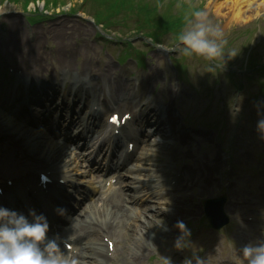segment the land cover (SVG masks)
Masks as SVG:
<instances>
[{"label":"rangeland","instance_id":"obj_1","mask_svg":"<svg viewBox=\"0 0 264 264\" xmlns=\"http://www.w3.org/2000/svg\"><path fill=\"white\" fill-rule=\"evenodd\" d=\"M233 1L236 0H0V64L3 70L12 67L13 70L22 68L27 71L32 67H40L44 52H37L35 46L45 50L51 49L53 55L47 58L56 59L58 56L61 62L68 58L69 63L56 67L55 83L59 84L66 76L65 72H74L76 68L79 70L77 74L83 76L86 85L96 83L94 79H98V83L91 87L95 98L73 106V111H78L79 107L84 106L87 108L84 114H87L90 105L96 103L100 106L101 117L105 119L116 108L132 110L135 107L136 115L133 114V120L127 124L126 132L138 130L140 123L145 125L141 128L145 127V131L150 134L152 130H149L146 122L153 121L155 114L171 108L180 129L186 127L204 132L203 137L193 141L191 145H185L186 159L179 163L182 167L189 168L186 164H191V161L197 159L206 163L210 153L216 152L219 155L221 167L215 170L214 174H209L210 179L207 182L210 185L206 184V176L202 177L205 179L206 194L199 197V200H189L187 203L193 214H197L186 226L190 232L187 246L179 249L175 246L182 234L176 227H171L172 232L169 231L167 236L157 240V247L162 248L153 250L140 264H182L185 258L192 259L194 254L207 264H223V260H230L233 254L229 241L233 239L234 228H230L227 234H208L200 221L202 203L222 193L227 196L225 208H228L233 195L244 196V203H251L249 193L253 192V198L258 200L259 187H264V133L257 128V122L264 119V99L255 98V102H252L251 98L256 97L255 90L251 91L253 95H250V99H245L243 95H237L231 90L226 94L217 92V95L225 96L222 106L214 98L206 99L198 85L200 81L207 80L210 86L217 87L222 78L224 82L227 81L225 73L235 71L241 82H248L246 78L250 75L251 83L257 86L256 90L260 93L264 91V0H237L238 10H227L225 6H230ZM249 1H253L254 6L260 3V7L254 9L253 14L249 13V16L242 18L241 14ZM29 11L46 14L47 19L32 23L29 20ZM194 11L205 13L206 20L219 26L223 37L230 36V41L226 42L224 48L232 55L237 53L230 58L225 55L223 66L218 73L201 57L189 58L180 55L178 44L173 43L172 36L164 35V32L176 31L184 26L182 33L192 19ZM111 17L115 26L113 32H107L105 27L96 25L103 19H112ZM92 18L96 21L95 24ZM60 25L61 33L58 36L47 35L49 27L56 29ZM138 29L157 33L158 36L161 34L159 38L164 44L154 46L146 39L144 33H134L138 32ZM65 30L67 31L63 32ZM22 47L25 51L30 49L29 53L35 55L34 60L30 62L38 64L25 68L19 65L18 59L9 55L22 51ZM126 47L143 55L142 68H138L132 59L118 63ZM252 55L259 57H253V62H257L255 64H258L261 72L248 74L236 71L237 66L244 67ZM31 59L28 56V60ZM178 63L184 66V70H178L181 68ZM81 66L87 69L82 70ZM184 72L188 83L193 87H188L180 79L179 74ZM204 73L215 75L205 77ZM9 78L11 81L0 75V84L11 85L7 93L12 94L15 92V86L21 84L17 85L12 75ZM22 84L24 86L21 87H27L24 81ZM69 87L70 85L67 89L59 88V95L52 96L53 91H49V102L41 109L47 115L54 112L56 117L64 111V126L70 120L77 121L75 115L70 116L69 105L64 107L63 103L60 104L61 99L71 103V96L67 92L73 94L74 91ZM86 88L89 87H85L83 91ZM164 88H171V94ZM32 90L35 94L43 93L37 89ZM218 119L222 123L220 127L223 125L222 133L217 132L215 128ZM0 120L1 126L8 123L9 126L23 128L29 132L26 127L10 121L5 116H0ZM6 136L4 134L3 138ZM154 140L155 138L151 137V142ZM80 150L81 154H88V150ZM155 163L158 165V162ZM1 170L0 168V172ZM9 178L8 174H4L1 180H12ZM192 193L194 190L188 191L187 195L191 196ZM146 200L151 199L146 197ZM254 207H260L259 201ZM228 216L234 226L237 222L231 213H228ZM159 220L160 217H156V221ZM157 228L156 232L162 230L161 227ZM165 240L169 245L163 242ZM247 242L248 238L244 240V243ZM156 257L161 260L154 261Z\"/></svg>","mask_w":264,"mask_h":264},{"label":"bare ground","instance_id":"obj_2","mask_svg":"<svg viewBox=\"0 0 264 264\" xmlns=\"http://www.w3.org/2000/svg\"><path fill=\"white\" fill-rule=\"evenodd\" d=\"M238 1L230 2V6L225 7L227 10L237 11L236 3ZM259 7L260 3L254 6L253 1H249L241 17L249 16V13L253 14L254 9H258ZM47 31V35L56 37L61 33V25L56 29L49 27ZM35 50L39 53L44 52L42 54L44 59L40 62L43 70L51 68L54 65L69 64L68 58L64 62H61L58 56L56 59L47 58L53 55L51 49L45 50L36 45ZM29 51L30 49L25 51L22 47V51L9 53V55L19 61L30 56L33 61L35 55H31ZM36 63L34 62L33 64ZM94 106L92 104V109ZM158 119L159 121L154 125L152 133L160 141H156L152 148L141 147L140 152L133 159L135 164L126 168L127 170L124 172H121L120 180L124 181L125 177H130L129 183L119 187L113 195L105 196L100 201L88 205L79 215L81 219H73L74 221L64 234V236L69 234V238H71L77 236V231L87 233L88 229H92V236L87 239V242L79 243L81 244V248L75 256L64 253L70 261H74V264H139V261L145 257L144 252L148 248L156 246L157 234L166 235L168 231L172 232L170 228L171 226L175 228L177 221L183 222L192 217V212L186 207L189 189H195L197 196L206 193L207 190L204 189L205 184H202L195 176H192L193 171H186L180 168L172 170L173 160L179 161L185 155L184 141H188L191 136L193 138L196 136L191 135V131L177 132V120L168 113L165 118L162 117L160 120L158 116ZM78 122L81 127L88 129V126H84L80 121ZM2 131L18 136L22 142L21 146L26 147L24 154L30 159L33 158V165H30L27 170L28 175H31L32 170L35 168H41L42 171L53 167V170H62V178L66 184H76L70 171L69 156H71V153H69V147H63L61 150L58 147H48L43 139L40 142L36 141L39 135L22 131L20 128L13 129L8 126L7 129H2ZM140 136H144L143 133H140ZM172 137H175L174 146L176 150L174 154L168 149L172 148L173 145L167 143ZM3 142L7 143L9 139H5ZM40 147L42 150H40ZM60 151L62 155L60 157L61 160L58 162L57 157ZM3 157L7 162V173L12 178H15L14 174L17 164L13 163V158L19 157V153H14L11 150L3 154ZM29 158L22 157L26 163L29 161ZM153 158L161 160V167L158 168L159 173H157V176H155L156 173L152 172V161L155 160ZM211 160L213 163L203 165L205 172L216 170L221 163L216 154L211 155ZM2 163L3 161L0 159V165ZM199 164L200 161L196 160L192 165L197 169ZM147 172L150 174H147ZM97 173V171H89L87 176L92 178ZM74 176L78 177L79 175L74 174ZM80 176L82 179L84 178L83 175ZM127 189L132 190L133 194L130 196L126 194L125 190ZM163 190L166 193L159 195L158 193ZM176 193H179L180 197L176 198ZM147 195H152L156 199V208L153 213H149V206L146 204L135 206L141 197ZM164 197H167V200H164ZM12 202H15V199L9 202L8 209L13 210ZM156 216L161 217V221H156ZM157 226L161 227L163 231L157 233ZM104 237H108L109 241L112 242V248L109 251H107V246L105 248L101 242ZM118 257H121V260H118Z\"/></svg>","mask_w":264,"mask_h":264},{"label":"clouds","instance_id":"obj_3","mask_svg":"<svg viewBox=\"0 0 264 264\" xmlns=\"http://www.w3.org/2000/svg\"><path fill=\"white\" fill-rule=\"evenodd\" d=\"M178 53L184 57H201L210 68L222 66L224 57L235 56L225 50L226 41L219 26L206 20L205 13L194 11L186 29L178 36ZM264 133V119L257 122ZM55 213L61 217L66 209L57 207ZM175 227L181 232L176 247L187 246L190 232L182 221ZM49 221L43 213L29 209L27 215L0 206V264H74L61 249L59 237H49ZM232 264H264V241L249 243L233 251ZM184 264H207L195 254Z\"/></svg>","mask_w":264,"mask_h":264},{"label":"water","instance_id":"obj_4","mask_svg":"<svg viewBox=\"0 0 264 264\" xmlns=\"http://www.w3.org/2000/svg\"><path fill=\"white\" fill-rule=\"evenodd\" d=\"M210 216V214H208ZM211 220L212 222H214V217H213V213L211 212Z\"/></svg>","mask_w":264,"mask_h":264}]
</instances>
